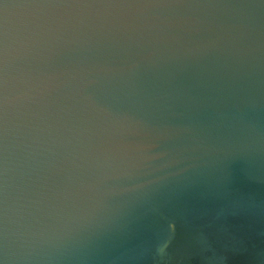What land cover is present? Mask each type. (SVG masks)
I'll return each mask as SVG.
<instances>
[{
  "label": "water",
  "instance_id": "95a60500",
  "mask_svg": "<svg viewBox=\"0 0 264 264\" xmlns=\"http://www.w3.org/2000/svg\"><path fill=\"white\" fill-rule=\"evenodd\" d=\"M0 264H264V0H0Z\"/></svg>",
  "mask_w": 264,
  "mask_h": 264
}]
</instances>
